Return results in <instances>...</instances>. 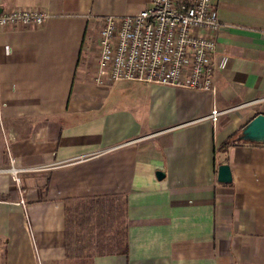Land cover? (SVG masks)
Here are the masks:
<instances>
[{
  "label": "crops",
  "instance_id": "crops-1",
  "mask_svg": "<svg viewBox=\"0 0 264 264\" xmlns=\"http://www.w3.org/2000/svg\"><path fill=\"white\" fill-rule=\"evenodd\" d=\"M212 1V91L117 80L127 94L103 108L87 96L116 82L93 78L98 17L149 0H0L45 13L0 28L5 264H264V143L221 148L264 113V0Z\"/></svg>",
  "mask_w": 264,
  "mask_h": 264
},
{
  "label": "built area",
  "instance_id": "built-area-1",
  "mask_svg": "<svg viewBox=\"0 0 264 264\" xmlns=\"http://www.w3.org/2000/svg\"><path fill=\"white\" fill-rule=\"evenodd\" d=\"M44 18L32 7L0 10V28L37 27ZM98 20L97 83L126 80L212 91L213 72L227 62L225 55L215 59L223 24L212 0H149L134 13ZM227 110L211 107L208 116L215 120Z\"/></svg>",
  "mask_w": 264,
  "mask_h": 264
},
{
  "label": "water",
  "instance_id": "water-1",
  "mask_svg": "<svg viewBox=\"0 0 264 264\" xmlns=\"http://www.w3.org/2000/svg\"><path fill=\"white\" fill-rule=\"evenodd\" d=\"M236 141L249 143H264V113L258 112L248 119L233 137ZM157 179L163 177L160 170H155ZM231 179L229 167L226 163H220L216 167V180L218 182H229Z\"/></svg>",
  "mask_w": 264,
  "mask_h": 264
},
{
  "label": "rangeland",
  "instance_id": "rangeland-1",
  "mask_svg": "<svg viewBox=\"0 0 264 264\" xmlns=\"http://www.w3.org/2000/svg\"><path fill=\"white\" fill-rule=\"evenodd\" d=\"M91 52H92L90 54L91 58L89 60L90 62H92L96 58L95 57L97 54L96 38L92 40V51ZM124 85H125V82L116 81L112 85L105 84V85L98 86V87H91L88 90L87 96L90 100L96 101L98 103V106L103 107V108H109L111 104H114L115 102H118L125 98L128 88H126ZM5 242L6 241L3 240L0 236V264L12 262V260L10 259H4V255L6 252L4 249Z\"/></svg>",
  "mask_w": 264,
  "mask_h": 264
},
{
  "label": "trees",
  "instance_id": "trees-1",
  "mask_svg": "<svg viewBox=\"0 0 264 264\" xmlns=\"http://www.w3.org/2000/svg\"><path fill=\"white\" fill-rule=\"evenodd\" d=\"M251 117H252V116H251ZM251 117H250V118H251ZM250 118H248V119H250ZM248 119H247V120H248ZM247 120H246V121H247ZM246 121H245V122H246ZM245 122H244V123H245ZM241 125H243V124H241ZM240 127H241V126H240ZM233 136H234V135H233ZM235 142H237V141L234 140L233 137H230L228 140L224 141V142L221 144V148H225L228 144H230V143H235Z\"/></svg>",
  "mask_w": 264,
  "mask_h": 264
}]
</instances>
